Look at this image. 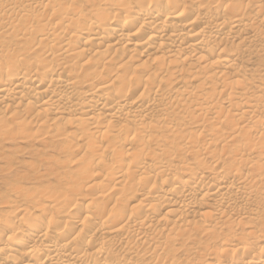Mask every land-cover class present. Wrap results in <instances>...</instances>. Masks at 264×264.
<instances>
[{"label": "bare ground", "instance_id": "6f19581e", "mask_svg": "<svg viewBox=\"0 0 264 264\" xmlns=\"http://www.w3.org/2000/svg\"><path fill=\"white\" fill-rule=\"evenodd\" d=\"M0 163V264H264V0H0Z\"/></svg>", "mask_w": 264, "mask_h": 264}, {"label": "rangeland", "instance_id": "374dc122", "mask_svg": "<svg viewBox=\"0 0 264 264\" xmlns=\"http://www.w3.org/2000/svg\"><path fill=\"white\" fill-rule=\"evenodd\" d=\"M6 155H9L8 153ZM28 156L29 155H26L25 154V158L24 160L28 159ZM5 166L3 163H0V167H3ZM4 192L3 189L0 190V193ZM234 222V221H233ZM236 222H234L235 224ZM264 226V216L263 215H260L258 220H254V219H248V220H245L243 222H241V224H239V226L242 228L245 229L246 232H249V231H255V229H258L260 228L261 226Z\"/></svg>", "mask_w": 264, "mask_h": 264}]
</instances>
